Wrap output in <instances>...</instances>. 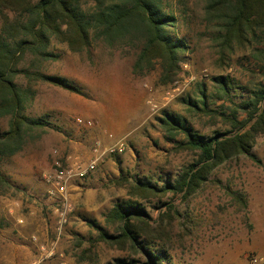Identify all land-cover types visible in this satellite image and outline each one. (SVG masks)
Returning <instances> with one entry per match:
<instances>
[{
  "label": "rangeland",
  "instance_id": "obj_1",
  "mask_svg": "<svg viewBox=\"0 0 264 264\" xmlns=\"http://www.w3.org/2000/svg\"><path fill=\"white\" fill-rule=\"evenodd\" d=\"M169 4L176 23L166 33L184 42L179 72L169 85L160 83L157 65L133 70L138 41L110 46L92 32L90 47L72 53L66 44L51 40L48 50L54 58L42 62L40 71L66 79L79 93L46 82L33 85L36 96L24 114L42 127L25 138L20 152L0 162L6 182L0 185V264H12L14 254L13 264H147L141 252L109 246L99 235L117 234V224L106 218L117 203L133 200L129 183H173L198 160L196 151L180 148L184 135L169 132L162 119L173 115L205 137L224 133L232 109L264 85L260 59H255L256 50L264 47V29L231 55L221 54L217 29L203 18V0H189L184 20L177 16V2ZM216 77L228 79L229 95L217 91ZM86 121L91 124L84 125ZM6 129L7 120H1L0 132ZM120 139L123 152L107 156L93 173L69 184V211L58 230L61 200L47 193L44 177L68 157L86 161L95 141L107 146ZM263 145L256 138L254 146ZM260 165L238 155L214 167L186 197L169 193L140 202L154 237L160 236L151 249L156 256L167 255L160 264H251L264 258V199L256 198L260 191L252 187L264 177ZM121 177L128 182L118 186Z\"/></svg>",
  "mask_w": 264,
  "mask_h": 264
},
{
  "label": "trees",
  "instance_id": "obj_2",
  "mask_svg": "<svg viewBox=\"0 0 264 264\" xmlns=\"http://www.w3.org/2000/svg\"><path fill=\"white\" fill-rule=\"evenodd\" d=\"M171 0H0V121L7 120V129L0 132V162L23 149L25 138L42 127L40 121L24 114L26 106L36 96L33 85L46 82L72 93H79L69 81L47 76L40 71L42 62L54 58L48 50L51 40L64 43L72 53H80L91 45V33L110 45L139 42V54L133 66L142 69H160V83L171 84L179 72V53L184 42L171 40L167 27L176 23L170 8ZM178 4L177 16H188L189 0H173ZM172 5V3H171ZM204 20L217 29L221 54H232L235 47L256 39L257 31L264 29V0H203ZM29 64L25 65L27 59ZM258 70L264 76V47L256 50ZM30 66H36L32 71ZM26 81L24 86L17 83ZM217 91L229 95L228 79L216 77ZM248 100L232 109L230 129L205 137L194 132L185 123L166 114L161 123L169 132H179L185 141L181 149L196 151L198 160L187 172L173 182L163 185L129 183L128 195L133 200L117 203L107 221L117 224V234L101 232L99 240L109 246L141 252L147 264H160L166 253L156 256L153 248L155 231L149 215L140 202L152 198L160 200L167 194L194 193L208 178L210 171L222 162L245 155L256 163L252 154L256 138L264 140V85L251 91ZM201 99L204 101V95ZM204 104V102H203ZM190 107L197 104L188 101ZM205 111V109H204ZM244 114L241 120L238 115ZM128 180L116 181L123 186ZM6 183L0 174V185ZM171 211V205H164ZM163 237V235H161ZM117 264H123L118 262Z\"/></svg>",
  "mask_w": 264,
  "mask_h": 264
},
{
  "label": "built area",
  "instance_id": "obj_3",
  "mask_svg": "<svg viewBox=\"0 0 264 264\" xmlns=\"http://www.w3.org/2000/svg\"><path fill=\"white\" fill-rule=\"evenodd\" d=\"M155 107L152 106V110ZM81 123V121H77ZM84 125H90L89 121L83 123ZM109 138H111L109 136ZM124 140L120 139L111 142L109 145H104L101 141H95L92 145L90 157L82 162V160H71L68 157L64 165L56 163V168L52 174H48L44 177L49 189L47 193L50 196H58L61 200V210L58 213V230H60L63 224L66 222V215L69 211V205L67 201L68 186L75 179H82L93 173L105 160V158L112 154L121 153L124 150ZM251 264H264V258H254L250 262Z\"/></svg>",
  "mask_w": 264,
  "mask_h": 264
},
{
  "label": "crops",
  "instance_id": "obj_4",
  "mask_svg": "<svg viewBox=\"0 0 264 264\" xmlns=\"http://www.w3.org/2000/svg\"><path fill=\"white\" fill-rule=\"evenodd\" d=\"M252 154L256 157V159L259 161V163H261L260 166H262L264 168V145L260 146L258 148L256 146H254L252 149ZM252 187L257 191H260V195H258L256 198H263L264 199V177L259 179V182L257 180H254V185H252ZM27 221H28V218H27ZM13 256L14 257L11 260L12 262H10L12 264L14 261H16L15 259H17L15 254Z\"/></svg>",
  "mask_w": 264,
  "mask_h": 264
}]
</instances>
